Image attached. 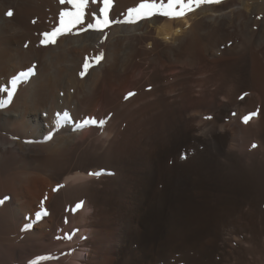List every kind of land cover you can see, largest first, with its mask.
Here are the masks:
<instances>
[{"label":"bare ground","instance_id":"1","mask_svg":"<svg viewBox=\"0 0 264 264\" xmlns=\"http://www.w3.org/2000/svg\"><path fill=\"white\" fill-rule=\"evenodd\" d=\"M137 1L41 44L71 5L0 0V264H264V3Z\"/></svg>","mask_w":264,"mask_h":264},{"label":"snow or ice","instance_id":"2","mask_svg":"<svg viewBox=\"0 0 264 264\" xmlns=\"http://www.w3.org/2000/svg\"><path fill=\"white\" fill-rule=\"evenodd\" d=\"M111 0H102V6H99L98 9L92 10L91 20L93 22L88 23L86 17H89V4L94 3L99 5L101 0H61L62 4H70L74 11H61L59 14V27L55 28L51 33H43V39L41 44L55 43L56 36L58 33H62L65 28L69 26H77L82 31H93L100 34L105 32V29L108 28L113 23H121V21H113L110 18L109 4ZM205 2H212V0H167V3H164L163 0L159 4L152 2H141L138 6L127 9V18L122 21L123 23H134L137 21V18H147L151 15H160L164 17H182L186 15L189 11H192L195 6H199ZM12 12L7 13L8 16H12ZM68 18L67 21L65 18ZM86 26V27H85ZM107 37L105 36V39ZM103 54L97 55L94 59L99 62L102 59ZM89 67V61L86 59L83 68L86 70ZM32 72V69H29L26 72H21L19 76H16L12 79L11 85L15 89L17 81L21 78H27ZM83 76L84 73L81 72ZM9 97L12 95L10 92ZM64 120L69 119V114L64 112ZM249 117H245L244 120L247 122ZM59 119L57 120V127H59ZM96 124L95 120H85L84 124ZM104 122L100 121L102 125ZM49 140L52 139L50 135ZM6 200L0 199V205H4ZM47 215V213H44ZM41 213H36V218H40Z\"/></svg>","mask_w":264,"mask_h":264},{"label":"rangeland","instance_id":"3","mask_svg":"<svg viewBox=\"0 0 264 264\" xmlns=\"http://www.w3.org/2000/svg\"><path fill=\"white\" fill-rule=\"evenodd\" d=\"M112 2H111V4H109V12H110V18L113 20V21H121V19H122V17H121V15L120 14H118V12H116V9L114 8L113 9V5H115V3H117V0L115 1V0H111ZM140 1V0H139ZM139 1H137V2H139ZM141 1H144V0H141ZM147 1V0H146ZM150 1V0H149ZM152 1H155V2H158L159 0H152ZM252 1L253 2H256L258 5H262L263 3H264V0H212V2H205V3H202V4H200L199 6H195L194 5V8H193V10L192 11H189L186 15H189V14H192V13H197V14H199V11L201 10V9H203V8H205V7H207V6H209V5H211V4H213V5H220V4H226V5H228V6H232L233 4H236V3H238V2H246V3H252ZM163 2H165V3H167V0H163ZM100 6H102V5H100ZM99 7V6H98ZM98 9V8H97ZM113 11V12H112ZM117 14V15H116ZM37 16L38 15H32V16H30V21H28L29 23V26H30V30H31V28L33 27V26H35L34 24L37 22ZM185 16V15H184ZM199 16H201V14H199ZM256 17H259V18H264V11L263 10H259L258 12H257V14H256ZM38 18H39V16H38ZM124 18V17H123ZM170 19L171 17H164V19ZM173 18H175V17H173ZM35 20H36V22H35ZM32 21V22H31ZM141 21V18H137V21L136 22H134L135 24L136 23H138V22H140ZM30 23H31V25H30ZM134 23H130V24H134ZM118 23H113L112 25H110L108 28H106L105 29V32H108V33H110V31L113 29V27H115V25H117ZM199 30H202L201 31V33L203 32L204 34H205V36H203L204 37V39H203V37L201 38V40H200V42H203V44L202 45H207L208 43H210V41L213 39V37H214V34L212 35L210 32H208L209 30L208 29H205V30H203V29H199ZM90 32V33H89ZM206 32V33H205ZM87 33L88 34H92V35H95L94 37H95V39H96V36H97V32H94L93 33V31H87ZM86 33V34H87ZM202 33V34H203ZM209 36V37H207V35ZM211 36V37H210ZM94 37H92V39H94ZM205 37H207L206 39H205ZM160 38V37H159ZM211 39V40H209V39ZM203 40V41H202ZM204 42H207V44H205ZM239 43V42H238ZM237 44V43H236ZM234 45V46H237V45ZM230 45H231V47H232V44L231 43H227L226 44V48L227 47H230ZM223 49V50H222ZM224 49H225V46L224 45H222L221 46V51H224Z\"/></svg>","mask_w":264,"mask_h":264}]
</instances>
